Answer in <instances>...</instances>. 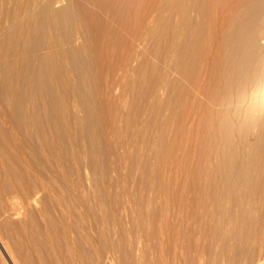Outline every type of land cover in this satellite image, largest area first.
<instances>
[{
    "label": "rangeland",
    "instance_id": "rangeland-1",
    "mask_svg": "<svg viewBox=\"0 0 264 264\" xmlns=\"http://www.w3.org/2000/svg\"><path fill=\"white\" fill-rule=\"evenodd\" d=\"M56 1L0 0V264H264V113L248 135L236 120L230 157L209 163L200 201L188 188V145L175 138L187 105L211 103L189 84L174 0L133 25L91 18L82 5L98 10V0ZM251 5L229 33L252 24L259 40L264 0ZM233 51L222 56L228 67ZM212 66L210 88L240 87L234 67ZM241 138L257 157L244 179Z\"/></svg>",
    "mask_w": 264,
    "mask_h": 264
},
{
    "label": "bare ground",
    "instance_id": "bare-ground-1",
    "mask_svg": "<svg viewBox=\"0 0 264 264\" xmlns=\"http://www.w3.org/2000/svg\"><path fill=\"white\" fill-rule=\"evenodd\" d=\"M59 1L60 0H57L56 2L58 3ZM98 1L100 2V4L98 5V10L92 8L89 9L87 4L82 5V8H84V12H86L87 15H89L91 18H93L94 16H100L103 19L105 18V20H108V18H112V21L114 17H120V19L125 18L128 21H132V23H128L133 25V23L140 20L142 17L153 13V7L159 0ZM251 3L249 0H174L169 9V11L172 13V16H174L178 22V30L176 31V36H182L181 42H177V45L182 48V52H185L188 49H191L192 51L190 56V64L187 69V77L191 82L189 84L190 86L192 85L191 87H195V89L199 91V94L204 96V98H207L211 103L209 104L211 107H198L195 106V104L193 105L192 103V105H187L185 110L188 108L186 110L188 115L185 114L186 112H183L184 115L187 116L185 117L187 118L185 120L187 132L184 133L183 130L186 129H183L182 126H180L179 129L181 128L180 131H182L184 134L182 132H179L176 134L175 138V144H177L176 146H178L182 142H186L188 145V155L191 159L190 166L192 165V167H190V169L192 168V173L187 177L189 182H187L189 186L188 188H190V192H193L192 194L197 195L196 197L200 199V201L205 200V195L208 193V191H210L211 187V183L209 181L211 177L210 175H206V172L209 169V163H215V167L220 168L222 165V163H220V159L222 158V156L226 158V156L229 155L228 158L230 157L229 148L231 144L230 142L233 138L232 135L234 134L233 130H235L234 123L237 122L236 120H238L239 124L241 125L238 126V128H243V134V131L246 129L245 124H249L248 122L253 123V120L255 118L259 117L264 113V49H257L255 45V40L257 41V43H260V41L263 40L264 33L263 35H261L262 33L258 32L262 37L261 39L257 40V37L255 38L256 32L254 31V26L252 24H246L245 27H247V30L244 28L246 31H240L241 33L239 35H233L234 33H229L230 29V31L232 32L234 30L233 23L235 20L238 19L237 21L239 23V18L240 20H242V18H248L252 16L253 10ZM120 19H118V21ZM126 20L124 22H126ZM120 25L123 26V24ZM262 27L264 28L263 25ZM239 30H242L241 27ZM234 32L236 33L238 31L234 30ZM178 38L179 36L176 38V40ZM232 43L233 46L231 45ZM233 49L234 51L232 55L235 51H238L239 54L237 56V60H234V66L229 64V67H234V70H232V72H226L229 67L227 66V63H224L225 60L222 56H225L224 58L226 59L227 52L229 53V51ZM210 64L211 66L213 65L212 70L218 68L220 71H222V67L225 64L228 68L224 65L227 70L225 68L226 71H222V73L224 72L223 74H228L230 72L229 79H231L232 77H236L233 80L235 81V83L238 82L239 84L236 83V85L238 84L240 85V87L233 91L229 90L230 92L227 95H221L217 93L214 90V87L213 89L210 88V82L208 83L206 81L209 80L207 78L208 76L206 77V72L211 71L210 69H208L210 68L208 67ZM202 68L206 69V71L204 69L201 71H204L205 76L202 78L203 81H198L197 79L199 77L197 78V75L199 70ZM253 71L255 72L253 76H255L249 78V74ZM239 73L247 74V80L238 81L237 76ZM224 79L226 80V78ZM189 80L187 81L189 82ZM215 105H224L225 109L223 108L224 110L222 112H215L212 108ZM230 105H232V108L230 107ZM179 129L177 128L176 130ZM244 132L247 133V131ZM239 133L240 138L241 131H239ZM247 135L245 134V136L242 137L245 138ZM251 135H253L254 138L253 132L251 133ZM243 140L241 141L242 143H240L241 145H239L240 149L236 156L237 162L239 163V165L237 166V173H239L241 179H244V177L247 176V173H249V175L252 174L257 167L256 155L254 153L250 154L249 151V153L245 152V144L243 143ZM222 160L223 159H221V161ZM225 164L226 162L223 161V165ZM212 169L213 171L215 170L214 167ZM197 170L199 171V174L197 173ZM209 170L211 171V169ZM200 171L203 174H201ZM209 174H211V172ZM227 176L228 175H224L222 177L224 178ZM180 190L182 191V189L178 187L176 190L177 193H175L177 194V198L175 199L180 200L181 196L183 195L181 194ZM37 192L36 195L38 194ZM195 195H193V198L191 196L190 197L192 198V200L194 199L193 203H199L200 201L197 200ZM35 197L37 196H34L33 198ZM194 197L196 198V201ZM11 199L12 198H10V200ZM9 201L8 205L13 206L11 203H9ZM21 202L18 201V205L23 204L24 201L22 203ZM180 202L182 203V200ZM15 204L17 205V203H14V207H12V209L15 207L17 209V206ZM16 209H14V211L12 212H15ZM20 209H22V207H20ZM17 210L19 211V207ZM9 260L12 262V259L9 258Z\"/></svg>",
    "mask_w": 264,
    "mask_h": 264
}]
</instances>
